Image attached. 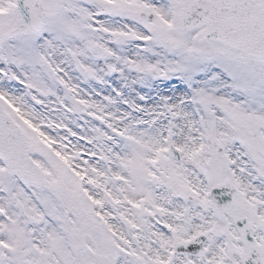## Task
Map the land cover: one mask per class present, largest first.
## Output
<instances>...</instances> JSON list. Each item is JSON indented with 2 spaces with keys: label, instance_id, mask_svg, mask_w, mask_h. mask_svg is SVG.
Instances as JSON below:
<instances>
[{
  "label": "snow or ice",
  "instance_id": "obj_1",
  "mask_svg": "<svg viewBox=\"0 0 264 264\" xmlns=\"http://www.w3.org/2000/svg\"><path fill=\"white\" fill-rule=\"evenodd\" d=\"M0 264H264V0H0Z\"/></svg>",
  "mask_w": 264,
  "mask_h": 264
}]
</instances>
